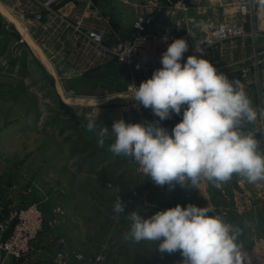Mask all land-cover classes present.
Listing matches in <instances>:
<instances>
[{
	"label": "crops",
	"instance_id": "obj_1",
	"mask_svg": "<svg viewBox=\"0 0 264 264\" xmlns=\"http://www.w3.org/2000/svg\"><path fill=\"white\" fill-rule=\"evenodd\" d=\"M91 1L94 4V11L85 20L87 26L104 29L107 41L110 44L115 42L118 37H130L135 14L141 7L140 3L134 5L117 0ZM163 1L165 4L171 3L169 0ZM184 1L190 3L192 0ZM227 1L230 0H203L200 4L205 13L201 15L212 20L221 19V6ZM258 4L260 7L259 15L255 16L253 20H247L248 29H252L255 26L256 29L264 30V0H258ZM63 8L70 13L74 20L82 15L81 12H77L75 9V12L72 11L73 8L68 7L66 4ZM172 20L173 18L168 17L165 11L161 9L156 13L155 20L150 27H163ZM195 29L197 32L203 30L198 24L195 25ZM53 35L52 31H45L41 39H44L48 44H55L59 48L61 44L52 39ZM23 36L20 32L13 35L15 37L14 50L12 51L13 58L10 62L13 70L22 73L30 69L33 62L32 59L37 62L32 55L37 50L30 41L37 43L39 39L29 34ZM27 37H30L31 40ZM54 37L56 38V36ZM9 38V35L4 33L3 30L2 32L0 31V71L3 66L2 55L6 54L3 45L11 43V40L8 41ZM22 38L23 40L21 41ZM63 39H66V37ZM256 43L257 49L262 50L264 47L262 38L254 40L253 37H248L228 42L223 50L216 51V58L218 59V67L216 68L219 72L224 73L231 82H239V87L243 88L247 93L252 101V106L259 110L264 109V56L255 57ZM37 49L39 48L37 47ZM64 67L80 69L82 74L79 76L93 79L90 89L84 90L80 96L74 97L75 100H78L74 104L79 107V104L90 103L97 107V111L94 114L86 111L78 115L80 122L78 133H80L85 144L83 142L80 144L81 146L77 147L80 151L86 154L89 153V158L85 161V165L95 168L91 178L97 183V185L95 184L96 186L102 187L111 183V187L120 190L119 196L121 200H125L130 193L138 189L142 196L145 197L146 207H155L158 208V211L175 207L177 204L182 207H187L188 204L205 207L209 202L214 209L210 213L211 215H216L221 211L224 203L218 195L216 187L210 182L202 180L199 189L188 186L181 187L178 184L171 190L167 185L157 186L150 180V177L139 175L136 172L135 163L131 157L117 156L109 151V146L114 142V138L111 135L105 138L104 146L99 147L96 132H89L86 128L88 120L95 118L99 109L96 123L99 126L108 127L109 131H111L113 122L122 118L126 123L147 124L149 122H159L160 126L167 129L171 134L177 118L183 115V109L180 115L173 113L169 119L161 121L159 117L139 116L126 106L115 102L120 96V92L131 80L128 70L115 60L98 58L89 61L79 51H73L69 55L68 60L64 62ZM103 71H106V73L100 74ZM94 84L95 86H93ZM27 90L23 81L15 82L0 78V219L6 215L2 210L9 198L14 201V204L10 206V210L30 200L28 198H53L62 202L63 207L70 213L72 212V204L77 207L79 200L76 191L71 193L67 190L66 193L65 189L60 188L61 184L58 187L57 184L56 186L51 182V177L55 176V172L60 173V169L66 166L65 163L60 165L61 167L58 166V168L53 166L52 169L49 160H46L47 163L45 159L36 160L29 136L40 129L36 125L35 95L30 94ZM29 96L30 98H28ZM21 100H27L30 104L27 103L25 107H21L19 103ZM77 106L76 108H78ZM262 121L263 119L258 118L254 124L246 123L243 130L247 132L256 128L260 129ZM256 138L261 141V149H264V133L262 130H260ZM103 169L106 170V175L99 179L96 173ZM238 179L243 180L252 198L250 200L240 198L236 203H232L230 205L229 221L241 229L240 242L248 243L250 241L251 226L256 228L257 233L264 234V181L252 184L245 178L234 174L232 180L227 182L231 192L238 191L239 188L236 183ZM114 182L117 184L114 185ZM115 189L113 194H100L101 199L107 203L114 202L117 196ZM97 192L100 191L97 190ZM68 198L74 200H71V202L70 199L64 200ZM47 204H50V202ZM44 205V212L47 217H50L51 207ZM68 215L64 223L46 227L41 235L42 243L45 244L44 248H33L30 252V258L23 261H20L19 258L8 256L3 264H52L59 237L66 239L74 261L73 253L79 252L81 247L90 245L89 239L91 235H88L86 230L81 229L80 226L77 228L76 224L78 222L74 218V214L71 213L70 216L68 213ZM123 244L124 240L121 242V245ZM144 256L145 259L150 260L149 252L146 251ZM166 256V254L158 250V260H163Z\"/></svg>",
	"mask_w": 264,
	"mask_h": 264
},
{
	"label": "clouds",
	"instance_id": "obj_2",
	"mask_svg": "<svg viewBox=\"0 0 264 264\" xmlns=\"http://www.w3.org/2000/svg\"><path fill=\"white\" fill-rule=\"evenodd\" d=\"M187 51L186 39H173L162 54V67L135 87L132 96L161 121L183 109L171 134L159 122L126 123L122 118L109 131L96 123L99 109L88 120L87 131L96 132L99 147L111 135V153L131 157L155 185L170 190L177 184L199 189L202 180L219 189L234 174L252 184L264 181L261 141L255 132L243 130L246 123L264 119V109L254 108L239 82H231L202 55H189L182 63ZM195 51L203 50L196 46ZM116 191L113 211L124 213ZM213 211L210 202L205 207L177 204L148 219L133 211L124 239L156 243L161 253L179 252L181 264H246L241 229L211 215Z\"/></svg>",
	"mask_w": 264,
	"mask_h": 264
},
{
	"label": "built area",
	"instance_id": "obj_3",
	"mask_svg": "<svg viewBox=\"0 0 264 264\" xmlns=\"http://www.w3.org/2000/svg\"><path fill=\"white\" fill-rule=\"evenodd\" d=\"M12 5L23 22V30L17 27L21 35H31L36 38L42 37L45 31H52V39L60 43L42 44L46 53H50L51 59L59 58L66 62L73 51H79L90 60L104 59L115 60L123 65L131 75V80L115 102L126 106L130 111L139 116H150L157 118L151 109H145L132 99L135 87H139L142 81L151 78L156 69L162 67L161 57L167 46L173 39L184 38L188 43V51L184 53V61L189 55L203 56L215 67H218L216 51L223 50L228 42L237 39L253 37L254 40H264V30L248 29L246 22L253 20L259 15L260 7L258 0H230L221 6V19L206 18L201 6L203 0H192L190 3L181 0L177 4H165L163 0H117L123 3H140L141 7L135 14L133 22V35L129 38L118 37L112 44L108 43L104 29L87 26L85 20L94 11L91 0H1ZM72 7V11L81 12L76 20L72 19L70 13L63 7ZM66 8V7H65ZM163 9L168 17L173 20L163 27L151 28L156 13ZM74 11V12H75ZM200 25L203 30L197 32L195 25ZM56 36V38L54 37ZM24 37V36H23ZM66 37V39H63ZM38 39V40H39ZM23 38L21 39V41ZM44 40V39H43ZM55 42V43H56ZM200 47L203 51L196 52ZM255 57L264 53L257 49L255 44ZM59 63V61H58ZM72 73L81 75L82 70L70 68ZM70 93H74L71 91ZM80 113L89 111L96 113L97 107L93 104H79ZM182 116L178 117L176 124ZM260 130L264 133V119L261 128L253 132L257 134ZM134 161V159H133ZM138 173L144 175L139 165L134 161ZM146 176V175H145ZM238 191L231 192L227 183L217 189L224 206L216 214L224 221L230 223V205L238 199H251V194L242 179L237 180ZM137 193L124 201L125 206L134 204ZM66 210L62 205L53 209V215L47 217L41 204L37 202L21 203L11 209L8 214L0 219V264L6 257L20 258L30 253L33 249L32 242L41 236L47 226H55L64 223ZM58 247L53 256L52 264H106L107 255L98 252L87 255L79 251L73 253L68 249L64 237L57 239ZM243 250L247 254L246 264H264V234H259L254 226L250 228V241L242 243Z\"/></svg>",
	"mask_w": 264,
	"mask_h": 264
},
{
	"label": "rangeland",
	"instance_id": "obj_4",
	"mask_svg": "<svg viewBox=\"0 0 264 264\" xmlns=\"http://www.w3.org/2000/svg\"><path fill=\"white\" fill-rule=\"evenodd\" d=\"M17 27L23 30V22L19 14L13 9L12 5L0 0V31L3 30L4 33L8 34L10 37L8 41L11 40L10 44L3 45L6 54L2 55L3 66L0 71V78L15 82L23 81L25 89H28L27 91L30 94L35 95L36 125L40 130L30 135L29 141L33 145L36 160H49L52 169L53 166L58 168L64 163L66 165L60 169V173H54L55 176L51 177V182L57 184L58 187L61 184L60 188L65 189L66 193L67 190L71 193L76 191L78 195L77 207L72 204L71 213L74 214V218L78 222L76 224L77 228L80 226L81 229L86 230L88 235H91L90 245L81 247L80 251L85 252L87 255L98 252L105 253L108 257L107 263L110 264H181L182 257L179 252L174 254L164 253L167 255L166 258L158 260L156 243L148 241L136 243L124 239L132 224L131 212L136 211L142 218L148 219L158 211V208H147L145 197L136 189L134 192L137 193V198L134 204L125 206L124 213L116 214L113 211L115 201L107 203L101 199L100 195L113 194L115 187H111V183L102 187L96 186L97 183L91 178L95 168L85 165L89 153L86 154L80 151L79 148L77 149L84 140L78 133L80 126L78 115H80V112L76 108L77 105L74 104L78 101L74 97L80 96L82 91L90 89L93 79L85 76V78H82L79 74L72 73L64 67V61L59 58L51 59L42 46L44 40L41 37L37 43L27 37L38 52L32 54L37 62L32 59L30 69L23 71V73L13 70L10 62L14 50L15 37L13 35L19 32ZM103 73H106V71L100 74ZM71 91L74 93H70ZM19 103L21 107H25L27 103L30 104L27 100H21ZM97 190L100 192H97ZM28 199H30L29 202H37L42 207L45 206L44 204H46V207H51L50 216L53 215L54 207L57 205L63 206L62 202L53 198ZM69 199L70 202L74 200L72 198L64 200ZM125 200H122V202L124 203ZM48 202L50 204H47ZM68 213L71 216V213L66 211L65 220L69 216ZM123 240L124 244L121 245ZM146 251L150 253V260L145 259L144 254Z\"/></svg>",
	"mask_w": 264,
	"mask_h": 264
},
{
	"label": "water",
	"instance_id": "obj_5",
	"mask_svg": "<svg viewBox=\"0 0 264 264\" xmlns=\"http://www.w3.org/2000/svg\"><path fill=\"white\" fill-rule=\"evenodd\" d=\"M169 1H170L172 4H177V3L180 2L181 0H169ZM47 55H50V53L47 52ZM263 56H264V53H261V54L259 55V57H263ZM13 204H14V201H13L11 198H9L8 201L6 202V204L4 205L2 212H3L4 214L9 213V211H10V206L13 205ZM32 247H33L34 249H40V248H44V247H45V244L42 243V237H41V236H39L35 241L32 242ZM30 254H31V253H28V254H26V255H23L22 257L19 258V260H20V261H23V260H25V259H27V258H30Z\"/></svg>",
	"mask_w": 264,
	"mask_h": 264
},
{
	"label": "trees",
	"instance_id": "obj_6",
	"mask_svg": "<svg viewBox=\"0 0 264 264\" xmlns=\"http://www.w3.org/2000/svg\"><path fill=\"white\" fill-rule=\"evenodd\" d=\"M133 32H134V30H132V33H131L130 37L133 35ZM93 86H95V84H94ZM96 175H97V177H99V179H102V177H104V176L106 175V170H105V169L100 170V171H98V172L96 173ZM113 184L116 185L117 183L114 182ZM131 195H132V193H130L126 198H128V197L131 196ZM126 198H125V199H126ZM4 216H5V215H4Z\"/></svg>",
	"mask_w": 264,
	"mask_h": 264
}]
</instances>
